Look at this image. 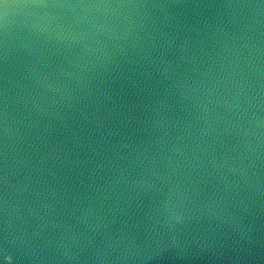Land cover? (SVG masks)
<instances>
[{"label": "water", "instance_id": "1", "mask_svg": "<svg viewBox=\"0 0 264 264\" xmlns=\"http://www.w3.org/2000/svg\"><path fill=\"white\" fill-rule=\"evenodd\" d=\"M0 264H264V0H0Z\"/></svg>", "mask_w": 264, "mask_h": 264}]
</instances>
